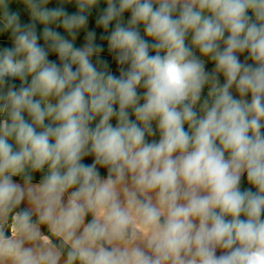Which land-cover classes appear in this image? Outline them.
Listing matches in <instances>:
<instances>
[{
  "label": "clouds",
  "instance_id": "9594fccd",
  "mask_svg": "<svg viewBox=\"0 0 264 264\" xmlns=\"http://www.w3.org/2000/svg\"><path fill=\"white\" fill-rule=\"evenodd\" d=\"M0 264H264V0H0Z\"/></svg>",
  "mask_w": 264,
  "mask_h": 264
},
{
  "label": "rangeland",
  "instance_id": "374dc122",
  "mask_svg": "<svg viewBox=\"0 0 264 264\" xmlns=\"http://www.w3.org/2000/svg\"><path fill=\"white\" fill-rule=\"evenodd\" d=\"M101 7H104V5L103 4H101ZM70 10H74V9H70ZM95 11H94V13H93V18H94V16H95ZM26 19V18H25ZM99 31V30H98ZM209 67H211V65H209ZM156 139H158V137H156ZM103 171V170H102Z\"/></svg>",
  "mask_w": 264,
  "mask_h": 264
}]
</instances>
